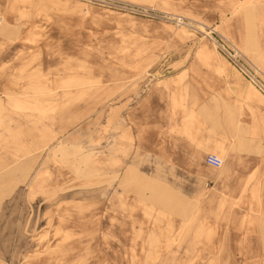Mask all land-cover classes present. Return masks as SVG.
I'll return each mask as SVG.
<instances>
[{
    "label": "rangeland",
    "instance_id": "obj_1",
    "mask_svg": "<svg viewBox=\"0 0 264 264\" xmlns=\"http://www.w3.org/2000/svg\"><path fill=\"white\" fill-rule=\"evenodd\" d=\"M262 9L0 0V264H264L204 163L215 112L264 102L208 35L264 74Z\"/></svg>",
    "mask_w": 264,
    "mask_h": 264
},
{
    "label": "crops",
    "instance_id": "obj_2",
    "mask_svg": "<svg viewBox=\"0 0 264 264\" xmlns=\"http://www.w3.org/2000/svg\"><path fill=\"white\" fill-rule=\"evenodd\" d=\"M240 75L264 99V94L242 74ZM245 88L246 92H243V95L247 102L242 104L244 108H237L232 113L230 133L224 130L223 126H219L224 116L215 112L214 120L218 132L216 131V136L210 139V145H208L210 152L205 155L204 163L209 165L206 163L208 155H216L224 163L227 150H230L228 164L222 167L212 166L216 170L210 177L213 178L216 191L230 192L229 196L237 192L235 205L239 210L232 216L231 222L264 223V102L247 97V86ZM173 93L178 95V92ZM175 98L179 102V97ZM180 103L185 105L189 103V100L185 101V98H182ZM240 110L244 113H240ZM183 127L186 131L187 127ZM220 127L221 130H219ZM224 143L228 144L226 149ZM181 154L177 156L179 158L177 160H183L184 164L187 157L185 153ZM244 217L247 219L245 220ZM255 237L257 236H248L246 246L240 245L241 254H264V244L262 247L257 245Z\"/></svg>",
    "mask_w": 264,
    "mask_h": 264
},
{
    "label": "built area",
    "instance_id": "obj_3",
    "mask_svg": "<svg viewBox=\"0 0 264 264\" xmlns=\"http://www.w3.org/2000/svg\"><path fill=\"white\" fill-rule=\"evenodd\" d=\"M208 38L214 44V46L231 62L233 67L262 94H264V74H259L257 70L250 66L251 69L257 73L253 74L252 71L248 69V66H245L241 59L242 56L233 47H231V45L225 39L215 34V32H210ZM206 163L214 167H220L222 165V160L216 155H208L206 157Z\"/></svg>",
    "mask_w": 264,
    "mask_h": 264
},
{
    "label": "bare ground",
    "instance_id": "obj_4",
    "mask_svg": "<svg viewBox=\"0 0 264 264\" xmlns=\"http://www.w3.org/2000/svg\"><path fill=\"white\" fill-rule=\"evenodd\" d=\"M259 16H260V21L261 22H264V9H262L260 12H259ZM198 28V27H197ZM262 49V52H264V47L261 48ZM258 63V62H257Z\"/></svg>",
    "mask_w": 264,
    "mask_h": 264
}]
</instances>
